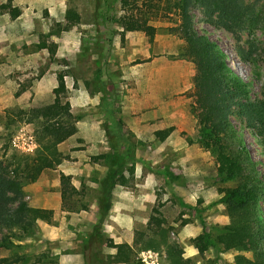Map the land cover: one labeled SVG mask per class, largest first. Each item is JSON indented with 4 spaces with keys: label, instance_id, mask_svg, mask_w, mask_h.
Returning a JSON list of instances; mask_svg holds the SVG:
<instances>
[{
    "label": "rangeland",
    "instance_id": "374dc122",
    "mask_svg": "<svg viewBox=\"0 0 264 264\" xmlns=\"http://www.w3.org/2000/svg\"><path fill=\"white\" fill-rule=\"evenodd\" d=\"M181 2L138 0L156 28L151 37L121 32L119 0H0V161L24 179L28 206L53 211L49 222L37 220L34 234L0 232L1 264H90L96 226L106 264L254 258L222 240L231 224L222 197L236 182L220 179L199 136L197 69L181 56ZM69 8L79 14L74 24L65 18ZM190 13L233 71L263 92L264 0H191ZM56 95L77 117L74 133L58 145V162L26 183L39 147L40 119L29 122L30 111ZM229 118L264 175L255 131ZM117 152L121 162L113 165ZM61 175L73 187L66 200ZM120 244L125 255H117Z\"/></svg>",
    "mask_w": 264,
    "mask_h": 264
},
{
    "label": "trees",
    "instance_id": "16d2710c",
    "mask_svg": "<svg viewBox=\"0 0 264 264\" xmlns=\"http://www.w3.org/2000/svg\"><path fill=\"white\" fill-rule=\"evenodd\" d=\"M119 2L122 14L116 23L121 32L142 31L154 36L156 28L138 9V0ZM190 4L191 0H182L179 4L178 28L185 41L181 56L193 62L197 69L194 83L201 108L199 136L215 155L220 179L236 182L234 187L225 189L222 197L229 206L231 217L222 240L230 248L253 252L252 260H241L240 264H264V175L258 170L245 141L237 136L229 118L233 114L255 131L264 155V89L263 92L254 91L252 77L245 79L233 71L218 44L196 29ZM213 7L217 8V4ZM65 18L71 24L80 19L72 8L67 9ZM63 90L61 83L56 92ZM38 119L39 147L25 177L26 183L34 180L43 168L54 166L62 157L58 145L73 135L77 117L71 112L69 102L56 95L52 104L30 111L29 122ZM120 154L117 152L112 158L113 165L121 162ZM67 180L68 177L61 175L63 200L70 198L68 189L73 191ZM24 183V179L11 176L8 167L0 161V232L4 228L16 227L26 234H34L37 220L49 222L52 217V210L32 208L23 201ZM105 241L101 229L96 226L89 241L90 264H106L101 253ZM117 248V255L126 254L124 245H117Z\"/></svg>",
    "mask_w": 264,
    "mask_h": 264
}]
</instances>
